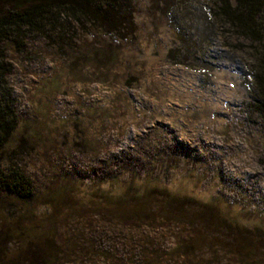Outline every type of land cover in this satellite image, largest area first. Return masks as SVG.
Wrapping results in <instances>:
<instances>
[{
	"label": "rangeland",
	"instance_id": "rangeland-1",
	"mask_svg": "<svg viewBox=\"0 0 264 264\" xmlns=\"http://www.w3.org/2000/svg\"><path fill=\"white\" fill-rule=\"evenodd\" d=\"M132 1L120 33L71 22L5 44L18 124L2 166L32 199L0 196V264H264L243 71L185 46L171 0Z\"/></svg>",
	"mask_w": 264,
	"mask_h": 264
},
{
	"label": "trees",
	"instance_id": "trees-1",
	"mask_svg": "<svg viewBox=\"0 0 264 264\" xmlns=\"http://www.w3.org/2000/svg\"><path fill=\"white\" fill-rule=\"evenodd\" d=\"M171 1L173 4L166 3L168 8L162 12L185 46H194V53L201 60L218 56L243 71L250 94L249 112L258 115L264 128V0ZM132 3V0H0V196L9 191L21 200L32 199L31 181L15 168L2 166L18 124L15 97L7 81L11 65L5 44L12 42L18 46V39L27 32L42 35L71 22L82 26L91 23L120 33L133 25ZM2 255L0 249V262Z\"/></svg>",
	"mask_w": 264,
	"mask_h": 264
}]
</instances>
